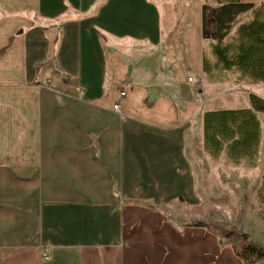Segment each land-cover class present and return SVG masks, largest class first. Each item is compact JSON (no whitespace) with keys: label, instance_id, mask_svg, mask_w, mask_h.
<instances>
[{"label":"crops","instance_id":"0c3cea01","mask_svg":"<svg viewBox=\"0 0 264 264\" xmlns=\"http://www.w3.org/2000/svg\"><path fill=\"white\" fill-rule=\"evenodd\" d=\"M207 8L0 0V264L238 259L212 230L177 225V202L194 199L210 169L264 166V114L250 94L239 108L210 105L249 79L214 65L205 74L218 13L210 28ZM243 109L259 121L257 150L207 149L204 115Z\"/></svg>","mask_w":264,"mask_h":264},{"label":"rangeland","instance_id":"374dc122","mask_svg":"<svg viewBox=\"0 0 264 264\" xmlns=\"http://www.w3.org/2000/svg\"><path fill=\"white\" fill-rule=\"evenodd\" d=\"M206 1L208 6L206 16L211 28V16H214L220 5L217 0ZM252 18L251 10L236 15L238 21L245 19V22H248ZM235 29L236 26L231 29L224 40L225 43L234 38ZM208 36V40L205 39V46L210 64L215 66L217 61L213 53V45L217 43V33L213 34L212 39L209 32ZM215 74L218 75L216 72ZM188 83L195 85L196 81H188ZM256 84L246 80L241 86L224 87V91L228 92L225 98H229L226 103H223L222 89L219 88L216 94L221 98L210 105L217 108H239L244 106L247 95L252 92L258 93L263 99L264 85L259 87ZM194 89L196 94L199 89L202 90V99L206 98L204 82L198 87L194 86ZM203 105L202 102L197 104V106ZM210 170L217 172L211 178L206 177L202 184L194 185V199L191 200L190 195H187V198L183 196L185 199L177 202V225L189 228L188 225L195 222L206 223L209 230L216 235L221 247H230L231 253L238 259H181V264H264V192L261 191L264 189V166L257 169ZM249 245L255 247L260 255L248 250Z\"/></svg>","mask_w":264,"mask_h":264},{"label":"trees","instance_id":"16d2710c","mask_svg":"<svg viewBox=\"0 0 264 264\" xmlns=\"http://www.w3.org/2000/svg\"><path fill=\"white\" fill-rule=\"evenodd\" d=\"M220 8L216 16L217 43L213 53L217 63L215 68L236 69L241 78L253 83H264V3L259 7L243 4L241 0H217ZM252 11L253 18L237 27L234 38L225 43L231 29L237 26L236 15ZM212 65L204 58V72L209 74ZM250 103L255 112L264 114V100L251 93ZM251 109L226 110L204 115L205 147L221 150L228 144L232 153L257 150L260 141V124ZM264 192V189L261 190ZM263 194V193H261ZM189 227L208 228L203 222H195ZM248 250L259 252L252 245ZM260 255V253H257Z\"/></svg>","mask_w":264,"mask_h":264},{"label":"built area","instance_id":"2783aa9c","mask_svg":"<svg viewBox=\"0 0 264 264\" xmlns=\"http://www.w3.org/2000/svg\"><path fill=\"white\" fill-rule=\"evenodd\" d=\"M193 81V78L191 77L190 79H189V82H192ZM49 84V83H48ZM126 96V92H121L120 93V96H119V100L117 101V103H115V105H114V107H113V109L115 110V111H120V108H121V102H122V100H123V98Z\"/></svg>","mask_w":264,"mask_h":264}]
</instances>
